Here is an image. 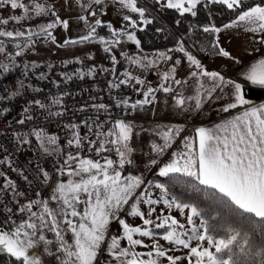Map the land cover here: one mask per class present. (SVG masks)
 <instances>
[{
    "label": "snow or ice",
    "instance_id": "1",
    "mask_svg": "<svg viewBox=\"0 0 264 264\" xmlns=\"http://www.w3.org/2000/svg\"><path fill=\"white\" fill-rule=\"evenodd\" d=\"M217 5L230 13L228 22L219 26L212 11ZM109 6L127 10L119 26L102 19ZM59 8L78 10L76 19L86 31L58 43L54 30L67 32L70 19L60 15L56 0H0V120L6 124L0 137L10 136L13 141L12 151L0 142V264H264V102L249 99L245 85L238 80L209 71L190 50L199 40L188 45L193 36L205 34L211 55L239 64L240 60L222 46L220 34L242 30L252 34L255 44L264 46V0H62ZM15 10H20L19 14H12ZM167 11L177 14V26L186 17L193 21L166 51L151 56L121 52L127 64L139 69L140 74L128 67L118 73L116 65L120 61L114 49L121 45L122 38L143 53L137 32L145 31ZM201 11L206 13V22L196 19ZM36 17L48 19L35 27L25 26L24 22ZM100 28L107 29L108 35H100ZM155 32L171 35L164 25L156 27ZM41 39L60 48L86 42L103 45V51L110 54L111 68L102 67L101 72H110L113 77L107 82L108 89L115 90L111 102H97V96H90L91 103L78 109L79 121L65 123L64 97L70 93L43 99L31 96L24 100L19 118L9 120L8 102L23 99L28 90L43 92L26 83L40 63L18 60L34 54ZM174 52L182 53L187 61L189 71L183 79L177 75L182 59H173L170 53ZM92 58V54L87 56ZM75 62L83 60L75 57ZM161 63L169 66L161 71ZM47 67L51 70L53 65ZM20 69L16 88L4 83ZM152 69L159 81L155 86L146 75ZM96 73L97 66L93 65L87 72L77 69L71 75H59L67 82L73 76L83 79ZM35 75L39 80L48 79L42 71ZM242 75L251 84L264 87V57ZM193 80L195 95L185 96L179 86ZM133 82L139 85L134 91L140 98L119 91L122 86H133ZM53 83L60 87L59 82ZM160 92L171 94L175 107L186 114L201 110L205 101L213 100L224 101L218 113L237 110L211 126L194 128L190 136H182L185 128L181 124H156L151 129L159 142L151 141L150 151L145 153L147 161L141 163L149 172L155 168V175L167 181L177 176L189 178L185 191L194 193L199 203L173 194L168 182L146 179L143 173L125 174L126 166H137L133 136L149 131L138 128L127 117L148 105L155 106ZM191 101L192 108L188 107ZM117 109L119 118L113 116ZM52 124L57 131L47 130ZM82 128L87 131L82 133ZM33 138L37 161L56 157L51 171L39 162L29 161L33 166L27 169L15 163L14 152L32 149ZM178 138L180 147L163 160ZM85 152H95L99 158ZM111 152L115 159L107 155ZM65 175L69 179H59ZM43 187L49 190L47 196ZM160 205L163 207L158 212ZM173 209L182 221L172 215ZM127 217L138 218L141 223H130ZM113 223L118 226L115 233L111 231Z\"/></svg>",
    "mask_w": 264,
    "mask_h": 264
},
{
    "label": "built area",
    "instance_id": "2",
    "mask_svg": "<svg viewBox=\"0 0 264 264\" xmlns=\"http://www.w3.org/2000/svg\"><path fill=\"white\" fill-rule=\"evenodd\" d=\"M47 17H36L33 20H29L24 22L25 26H33L35 27L36 24L39 23H46ZM14 27V25L9 26ZM202 63L206 66L208 70L216 69L217 66L214 64L213 59L211 56H200ZM0 59H3L2 56H0ZM23 60L25 62H28L30 60H26V56L23 58H18V60ZM120 63L116 65L117 72H121L124 70L125 67H128L130 71H132L134 74L139 75L140 70L128 65L127 62L124 60V58H117ZM71 61L67 65H65L64 61ZM83 60V59H82ZM40 63L41 67L39 69L33 70V72L30 73L31 79L30 81H26V83L30 82L34 87H39L43 89V92L40 94L31 93V90H28L23 99L17 97L13 101L8 102V106L11 107V113L8 115L9 120H16L19 118L18 113L20 112L21 108L23 107V103L25 99L31 98V96H36L37 98H45L47 96L57 95L60 92H67L70 93V95H67L64 97V107L67 109V113L64 116L63 120L65 123L68 122H78L79 118L81 116V113H79L78 109L81 104L85 103H91L89 100L90 96H97L98 100L97 102H104V103H110L112 96L115 94V90H109L107 87V82L111 80L113 77L110 72H101V68H111L110 64L100 63L99 61H90V60H83V63H76L75 57L72 58H66L61 60H46V61H36ZM52 64L53 68L51 70L48 69L47 65ZM97 66V73L89 77L85 75L83 79H80L77 76H73V79L71 81L65 82L64 78L61 77L59 74L61 72L67 73V74H73L76 72L77 69H80L84 72H87L88 67L91 66ZM162 65L166 66L168 63H162ZM22 69L18 71H13L11 75L8 76L7 80L4 81L5 84H8L11 88H16L17 85V77L20 76V72ZM42 71L47 76L48 79L46 80H39L36 78L35 72ZM155 69L149 70L146 75L148 80H152L155 76ZM53 81H57L60 83V87L57 88L56 84L53 83ZM134 86L131 87H124L119 90L121 92H124L128 95H131L133 99H137V94L134 91ZM99 98H102L100 100ZM120 110L117 109L113 112V116L116 118H119ZM103 119V117H101ZM43 122L38 121V123ZM6 124L3 120H0V130H3L5 128ZM49 132H55L57 131V127L55 124H52L47 129ZM86 128H82L81 132H86ZM61 135V144H64V132L60 133ZM0 142H3L6 147L9 148L10 151L13 150V141L10 136L7 138L0 137ZM14 160L16 164L24 166L26 169L29 167H32L33 165H30L29 161L39 162L44 167L48 168L50 171L52 167L54 166V161L56 159L55 156L52 157H46L44 160L37 161V154L35 153V140L33 138V148L28 149L25 147L20 152H14ZM9 175L13 179H17L18 183L23 184L21 180H19L15 173L9 172ZM31 175V174H29ZM44 187L41 189L43 191Z\"/></svg>",
    "mask_w": 264,
    "mask_h": 264
},
{
    "label": "crops",
    "instance_id": "3",
    "mask_svg": "<svg viewBox=\"0 0 264 264\" xmlns=\"http://www.w3.org/2000/svg\"><path fill=\"white\" fill-rule=\"evenodd\" d=\"M20 10H15L12 14H19ZM0 15H3V13H0ZM229 19H227L224 22L218 23L217 25H221L223 23H227ZM221 44L224 46L227 50H229L233 56H236L240 63L236 64L232 61L227 60L226 58L216 57L211 55V50H206L205 52L210 54V56L213 59V62L215 65H217L216 69H212L209 71H220L222 74L226 76V78L229 79H236L238 82H241L243 84H251V82L247 81L242 73L246 72L252 64L256 63L259 59L264 57V46L255 44L252 39L251 33H245L242 30H228L225 32H222L220 34ZM174 45H171L170 47H167L160 51H166L168 48H172ZM189 46H191L189 44ZM259 48V51H256L255 49ZM190 50L193 52L194 55H197V51L195 48L190 47ZM127 52V51H125ZM128 53V52H127ZM155 52H143L138 53L139 55L142 54H148L149 56L153 55ZM170 55L173 56V59L180 57L182 59V64L180 68L178 69V78H185L187 76V73L189 71L187 61L183 58L182 53L174 52L170 53ZM122 58V57H121ZM201 59L200 57H198ZM169 66L160 64V70L163 71ZM152 85L155 86L158 84V77L155 74L154 78L151 80ZM134 87H139V85H133ZM180 90L184 93L185 96L188 95H195V88H196V82L190 81L189 84L179 86ZM219 93H216L214 95H217ZM158 96V103L153 105H148L145 107V110L139 111L136 114L142 113L144 116L149 117L148 124H144V128L148 129L149 131L143 132V136L147 138L144 141V147L143 151L147 150V153L150 151V143L153 139H157V142H159V139L157 137H154L151 135V129L155 127L156 124L160 125H171V124H181L184 126L185 131L182 133V136H190L193 134L194 128L199 126H211L213 123L218 122L221 118L226 117L228 115L236 114L237 110H231L230 113H218L217 109L221 106L222 103H224L223 100L221 101H205L203 103L201 110L191 111L189 113H185L182 110H178L174 105V100L172 99L171 94H165V93H157ZM137 98H140L137 95ZM251 99V98H249ZM252 101L259 103L264 102V96L257 99H251ZM194 106V101L188 102V107L192 108ZM135 114L128 116L127 118L134 119ZM180 147V138L176 140V143L173 147V149H170L169 152L162 158L163 160H167L168 156L171 155V151L176 150ZM155 168L152 169L151 172L147 171L144 176L146 179H151V174ZM130 172L131 170H125ZM155 181V179H152ZM49 191L46 187L43 189V193L45 195V192ZM154 194H158V190H154Z\"/></svg>",
    "mask_w": 264,
    "mask_h": 264
},
{
    "label": "rangeland",
    "instance_id": "4",
    "mask_svg": "<svg viewBox=\"0 0 264 264\" xmlns=\"http://www.w3.org/2000/svg\"><path fill=\"white\" fill-rule=\"evenodd\" d=\"M39 2H45V0H39ZM48 3H52L53 0H47ZM62 2V0H56L58 10L60 12V15L64 18L70 19V26L67 32H65L62 28H57L54 30V35L57 38L58 43H62L63 39L65 37H73L76 38L80 34H83L86 29L82 22H79L76 17L78 15V10H71V11H65L63 9L59 8V4ZM113 6H109L107 9V14L102 17L103 20L108 21L111 20L115 25L119 26V21L121 19L122 14H127V10H116ZM136 14H133L135 17ZM45 23V22H44ZM100 35H108L107 30L106 31H99ZM11 50V46L9 48ZM127 51L129 55L138 54L140 53L139 49L136 48L135 44L133 42L127 41L126 38H122V43L120 46H116L114 49V52L117 56V58H121L120 55L121 52ZM89 54H92L93 58L90 59V61H99L100 63L110 64V58L109 53H105L103 51V45L95 42H86L82 45H71L64 48L57 47L56 44L51 43L50 41H44L43 39L40 40V42L36 45V51L35 53H28L26 54V60L30 61H46V60H61L66 58H72V57H80L83 60H89L87 59V56ZM198 57L200 56H210V54H201L198 53ZM139 55V54H138ZM201 58V57H200ZM217 66V65H216ZM133 85L135 83L133 82ZM136 86V85H135ZM135 118H128L130 120H134V122L137 124L138 128L139 126H144V124H148L149 117L144 116V114L135 113ZM147 138L143 136V132L140 133L139 136L134 135L132 139V145L136 148L135 158L137 160V166H126L125 170L130 169L131 171H125V174L131 173V174H140L143 173L146 174L147 170L145 169L144 163H141V161L146 162L147 161V150L143 151L144 147V141ZM84 155L91 156L92 158H99L96 156L95 152H85ZM107 155H110L113 159L116 158V155L114 152L108 153ZM156 171V169H154ZM151 178V177H150ZM59 179L67 180L69 177L67 175L59 177ZM153 179V178H151ZM156 180V179H155ZM48 195V191L45 192V196ZM127 207V206H126ZM163 207V205H160L157 207V211L159 212V209ZM123 216L124 213H121ZM172 215L176 216L178 219L183 220V218L180 216L179 212L175 209L172 210ZM128 221L130 223L139 224L141 221L138 218L133 217H127ZM111 231L113 233L118 231V226L113 223L111 226ZM145 242H149L147 238H145ZM161 243H165L164 241H161ZM143 251V249H138Z\"/></svg>",
    "mask_w": 264,
    "mask_h": 264
},
{
    "label": "trees",
    "instance_id": "5",
    "mask_svg": "<svg viewBox=\"0 0 264 264\" xmlns=\"http://www.w3.org/2000/svg\"><path fill=\"white\" fill-rule=\"evenodd\" d=\"M248 2L252 3L253 0H248ZM212 11H213V19L217 24L224 22L230 18V13H228L222 6H218V5L213 6ZM177 18L178 16L175 12L167 11L159 17L158 21L154 22L152 25H149L145 31L137 32L138 38H140L142 41L141 47L143 48V52H157L167 47H170L171 45H174L175 38L178 37L181 33H184L188 26V23L190 21H193V18L186 17L184 23L177 26L174 23L175 19ZM196 19H198L201 22H206V13L204 11H201L198 18ZM161 25L166 26L169 29L171 35H168L167 33H156L155 28ZM106 30L107 29L105 28H100L98 29V32L106 31ZM204 35L205 34H197L196 36H193L192 40L188 41V45L189 44L191 45L195 41L199 40L197 47H193V48H195V50L201 54H207L205 51L211 50L210 48H208V41L204 38ZM165 36H167V38H165ZM200 48H204L205 50L200 51L199 50ZM244 85H245V92L248 98L257 99L264 96V87L253 84H244ZM151 178L163 182H168L170 191L173 194H176L177 196H180L183 199L187 200L191 198L195 202L198 203L200 202V199H198L194 193L190 191L188 192L185 191L186 183L189 180V178L187 177L177 176L173 178L171 181H167L166 178L157 177L155 175V171H153L151 174ZM201 206H203V204Z\"/></svg>",
    "mask_w": 264,
    "mask_h": 264
}]
</instances>
